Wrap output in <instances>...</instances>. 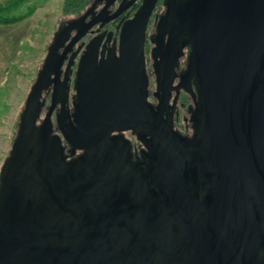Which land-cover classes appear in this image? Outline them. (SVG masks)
<instances>
[{
  "label": "water",
  "instance_id": "95a60500",
  "mask_svg": "<svg viewBox=\"0 0 264 264\" xmlns=\"http://www.w3.org/2000/svg\"><path fill=\"white\" fill-rule=\"evenodd\" d=\"M155 3L123 23L119 57L82 58L77 109L57 116L72 155L84 150L71 162L51 122L69 97L66 79L36 123L58 51L88 14L55 32L0 171V264H264V0H169L156 39V110L145 59ZM185 44L187 74L174 86ZM181 87L200 103L194 143L164 118ZM124 129L150 137L151 157L129 161L128 143L112 136Z\"/></svg>",
  "mask_w": 264,
  "mask_h": 264
},
{
  "label": "flooded vegetation",
  "instance_id": "af4514ba",
  "mask_svg": "<svg viewBox=\"0 0 264 264\" xmlns=\"http://www.w3.org/2000/svg\"><path fill=\"white\" fill-rule=\"evenodd\" d=\"M144 1L145 0H90L85 9L82 10L77 16L62 20L59 23L58 28L61 24H64L68 20L77 19L85 14H88L85 23L76 25L69 38L62 44L58 51L59 56L62 57L59 75L56 81L52 80L42 93L41 101L43 106L36 123L38 126H40L51 110L53 93L56 85L55 83H58L60 92L63 89V83L66 79L68 81L69 97L64 105L61 102H58L53 106L51 110V122L53 125V135L61 138L63 155L66 157L67 162L78 160L84 153V150H77L75 154L72 155V146L62 137L57 125L58 115L61 116L63 111H69V113L72 114L77 109V104H75V101L76 103L78 102L76 98L74 100V97L77 95L76 79L79 64L83 57L88 56L90 51L93 54L96 53L98 65L105 63L109 56L119 57V37L121 27L125 21H128L134 17ZM119 8L124 11H122V13L117 18L110 20V18L114 16V14H116V12L119 10ZM168 10L169 0H156L155 7L147 27L145 59L149 80L148 101L151 103L154 110H156L160 98L157 96L156 75L154 69L155 61L160 60L159 56L157 58L155 56L157 54L156 51L158 50L156 39L159 35V22L165 17ZM90 22L97 23L91 26L89 29H87V27L85 28V26H87V24ZM85 31L87 32L83 37L72 43L73 39L80 32L82 33ZM90 48H92V50ZM175 53H180L179 63L176 67V77L174 80V86H178L181 81V77L187 74L190 46L185 44L181 52L176 50ZM149 64L152 67L151 71L148 70ZM55 77V73H53L51 78L54 79ZM152 80L154 81V84L152 83ZM152 84L155 86V90L152 89ZM171 93L172 97L167 104V111L164 118L166 119L167 114H171L173 117V129L185 139H187L189 143H194L196 141V126L198 124L200 112V103H198V97L196 102L193 96L182 87L177 90L173 89ZM176 96L177 98L175 100ZM112 136L122 137L128 143V156L131 163H142L144 155L151 157L149 148L152 147V144L150 143V137L146 136L145 134L134 133L132 129H124L113 132ZM141 167L144 173L148 174L147 167L145 165H142ZM149 182L151 187L155 189L156 187L150 178Z\"/></svg>",
  "mask_w": 264,
  "mask_h": 264
},
{
  "label": "rangeland",
  "instance_id": "374dc122",
  "mask_svg": "<svg viewBox=\"0 0 264 264\" xmlns=\"http://www.w3.org/2000/svg\"><path fill=\"white\" fill-rule=\"evenodd\" d=\"M10 1L1 3L0 7ZM89 1L27 0L19 10L10 14L19 16L31 11L29 31L17 43L8 59L7 69L0 74V171L10 155L27 96L43 65L54 32L62 20L77 16ZM148 70H152L150 64ZM153 84L152 89L155 90Z\"/></svg>",
  "mask_w": 264,
  "mask_h": 264
},
{
  "label": "crops",
  "instance_id": "0c3cea01",
  "mask_svg": "<svg viewBox=\"0 0 264 264\" xmlns=\"http://www.w3.org/2000/svg\"><path fill=\"white\" fill-rule=\"evenodd\" d=\"M5 1L8 0H0V4L4 3ZM29 18L7 26L0 24V74L5 72L7 69L8 59L10 58V55L12 54L17 43L25 38L26 32L29 31ZM2 60H4L3 63H1Z\"/></svg>",
  "mask_w": 264,
  "mask_h": 264
},
{
  "label": "trees",
  "instance_id": "16d2710c",
  "mask_svg": "<svg viewBox=\"0 0 264 264\" xmlns=\"http://www.w3.org/2000/svg\"><path fill=\"white\" fill-rule=\"evenodd\" d=\"M27 0H12L8 5L0 7V24L10 25L23 21L31 15V11L19 16L10 15L12 12L20 9L22 4ZM74 1V0H73Z\"/></svg>",
  "mask_w": 264,
  "mask_h": 264
}]
</instances>
